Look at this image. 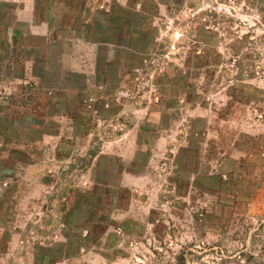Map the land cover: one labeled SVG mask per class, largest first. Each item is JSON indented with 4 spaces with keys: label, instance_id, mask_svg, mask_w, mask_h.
<instances>
[{
    "label": "rangeland",
    "instance_id": "obj_1",
    "mask_svg": "<svg viewBox=\"0 0 264 264\" xmlns=\"http://www.w3.org/2000/svg\"><path fill=\"white\" fill-rule=\"evenodd\" d=\"M35 1L141 53L66 95L0 0V264H264V0Z\"/></svg>",
    "mask_w": 264,
    "mask_h": 264
},
{
    "label": "crops",
    "instance_id": "obj_2",
    "mask_svg": "<svg viewBox=\"0 0 264 264\" xmlns=\"http://www.w3.org/2000/svg\"><path fill=\"white\" fill-rule=\"evenodd\" d=\"M17 2L19 4L17 3L14 6V23L9 25L7 31H5L8 41L4 40L2 42L10 50L19 49L20 55L17 58L22 65V70L25 71L24 77L28 79L36 82L41 80V77L36 76L35 72L36 66L41 61L46 62L44 64L46 69L49 67L56 68L60 75L58 77L60 82H65L70 75L78 77L82 83L73 89L64 87L62 92L64 94L66 92V95L72 92H79V90L86 92V89L93 85L91 84L93 75L94 77L95 75L101 77L102 81L107 83L109 80L108 68L114 65L116 60L118 61L114 55L119 50L128 53L132 59L137 58L141 53L140 48L136 46L134 41V36H140L141 34L132 28L128 27L129 30L124 27L119 29L116 24L106 23L102 31L99 32L97 30V33H95L90 31L92 29L90 21H87L85 17L83 19L79 18L82 12L76 16L78 19L75 20L73 25L66 24V15L58 16V9L55 7L56 5L58 6L56 1L52 3L51 7L44 8L42 5H38L35 0H17ZM45 10H48L46 14L44 13ZM64 12H66L65 9ZM17 23H24L26 29L24 31L14 29ZM4 27L5 25H0V30ZM65 32H68L66 36L64 35ZM39 43L41 45H38ZM44 44L45 47L43 46ZM52 45L59 46L55 62L51 61L50 51ZM28 46L30 47V54L29 56H24L21 52ZM101 47L106 49L107 55H105L104 61L106 69L102 73H95V66L99 65L98 55ZM52 93L55 94L56 92ZM106 97L104 91L99 95L102 100ZM62 100H65L64 97Z\"/></svg>",
    "mask_w": 264,
    "mask_h": 264
}]
</instances>
